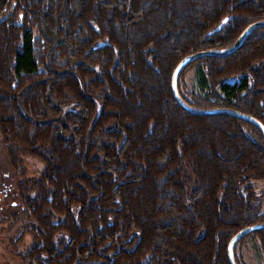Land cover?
I'll return each mask as SVG.
<instances>
[{"label": "trees", "instance_id": "1", "mask_svg": "<svg viewBox=\"0 0 264 264\" xmlns=\"http://www.w3.org/2000/svg\"><path fill=\"white\" fill-rule=\"evenodd\" d=\"M261 20L264 0H0V136L20 176L4 218L27 220L26 264H229L230 239L264 223L250 183L264 180V136L184 110L171 77ZM177 89L264 125V26L193 59ZM252 234L264 264V229Z\"/></svg>", "mask_w": 264, "mask_h": 264}, {"label": "rangeland", "instance_id": "2", "mask_svg": "<svg viewBox=\"0 0 264 264\" xmlns=\"http://www.w3.org/2000/svg\"><path fill=\"white\" fill-rule=\"evenodd\" d=\"M228 81L233 82L235 78L230 77ZM179 89L188 99L192 93L199 91L195 64L187 67L181 75ZM24 167L25 178L36 177L42 164L32 157H25ZM19 179L20 176L17 177L9 165L0 136V264H26L22 253L32 239L28 232L23 231L27 220L11 222L4 218V214L20 210L15 191ZM250 183L264 212V180H252ZM234 249V258L239 264H263L259 239L252 233L236 242Z\"/></svg>", "mask_w": 264, "mask_h": 264}, {"label": "water", "instance_id": "3", "mask_svg": "<svg viewBox=\"0 0 264 264\" xmlns=\"http://www.w3.org/2000/svg\"><path fill=\"white\" fill-rule=\"evenodd\" d=\"M264 26V20L261 21H256L247 26L244 31L240 34L236 42L229 48L225 50H202V51H197L195 53L189 54L185 56L175 67L172 73L171 77V90L174 99L176 100L177 104L180 105L184 110L197 114V115H214V114H232L235 115L243 120L248 121L249 123L256 125L262 132L264 136V125L259 121L257 118L246 114L242 113L240 111L230 109V108H214V109H198L189 106L181 97L178 89H177V80L178 76L181 73V71L193 60L196 58H201L205 56H224V55H229L233 52H235L243 38L254 28H258ZM264 229V223L261 224H256L252 226L245 227L241 229L239 232H237L228 242L227 245V259L229 264H237L234 258V251L233 247L235 246L236 242L243 236L248 235L250 233H253L257 230Z\"/></svg>", "mask_w": 264, "mask_h": 264}]
</instances>
